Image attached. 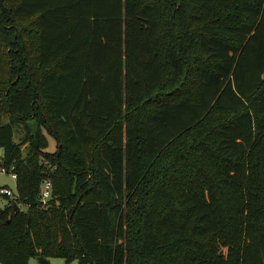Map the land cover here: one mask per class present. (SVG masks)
I'll return each instance as SVG.
<instances>
[{"label":"trees","instance_id":"16d2710c","mask_svg":"<svg viewBox=\"0 0 264 264\" xmlns=\"http://www.w3.org/2000/svg\"><path fill=\"white\" fill-rule=\"evenodd\" d=\"M0 149V264H264V0H0Z\"/></svg>","mask_w":264,"mask_h":264},{"label":"rangeland","instance_id":"374dc122","mask_svg":"<svg viewBox=\"0 0 264 264\" xmlns=\"http://www.w3.org/2000/svg\"><path fill=\"white\" fill-rule=\"evenodd\" d=\"M190 16H192V15H190ZM17 24L20 27L22 26V23L19 20H18ZM195 29H196V25L191 26V28H190L191 31H194ZM194 54H196V48L194 49ZM165 60L168 62L167 55L165 57ZM194 65L195 64H193V68H194ZM170 79H171V77H169L167 79V83L170 82ZM166 92H168L167 89H165L164 95L168 94ZM144 111H145V113H148V112L151 111V109L146 108ZM23 135H24L23 129L21 127L18 128L17 131H16V134H15V141L19 142ZM48 139H49V142H50L49 150H51V152H54L56 150L55 140L51 136H48ZM23 151H24V154H26V151H27L26 147L23 148ZM3 156H4V151L2 149H0V161L2 160ZM0 187L1 188L9 187L12 191H15L16 190V181L14 179H12L10 175L3 174V173L0 172ZM229 199H232V196L229 195ZM4 204H5V201L4 200L1 201V206H3ZM21 208L23 210L26 209L25 206H21ZM50 261H51L52 264H65V260H63V259H52ZM30 264H38L37 258L31 259L30 260ZM71 264H79V263L77 261H75V262H73Z\"/></svg>","mask_w":264,"mask_h":264},{"label":"built area","instance_id":"2783aa9c","mask_svg":"<svg viewBox=\"0 0 264 264\" xmlns=\"http://www.w3.org/2000/svg\"><path fill=\"white\" fill-rule=\"evenodd\" d=\"M0 172L3 174H8L11 176L12 179L17 181V174L15 173V168L12 166L11 168H6L5 166H2L0 168ZM52 182L50 180H46L41 185V191H40V200L43 207H47L49 204V201L52 199ZM0 195L13 198L14 197V191H12L9 187H4L0 189Z\"/></svg>","mask_w":264,"mask_h":264},{"label":"water","instance_id":"95a60500","mask_svg":"<svg viewBox=\"0 0 264 264\" xmlns=\"http://www.w3.org/2000/svg\"><path fill=\"white\" fill-rule=\"evenodd\" d=\"M13 205H14L15 211L20 210V208L16 202H13ZM37 260H38V264H52L49 259L44 258V257H38Z\"/></svg>","mask_w":264,"mask_h":264}]
</instances>
